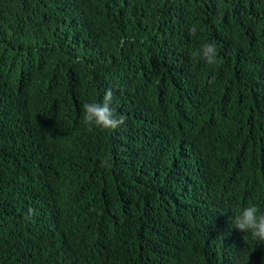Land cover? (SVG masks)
<instances>
[{
	"label": "trees",
	"instance_id": "trees-1",
	"mask_svg": "<svg viewBox=\"0 0 264 264\" xmlns=\"http://www.w3.org/2000/svg\"><path fill=\"white\" fill-rule=\"evenodd\" d=\"M253 204L264 0H0V264H264Z\"/></svg>",
	"mask_w": 264,
	"mask_h": 264
},
{
	"label": "clouds",
	"instance_id": "clouds-1",
	"mask_svg": "<svg viewBox=\"0 0 264 264\" xmlns=\"http://www.w3.org/2000/svg\"><path fill=\"white\" fill-rule=\"evenodd\" d=\"M196 27L189 28V34H195ZM203 56L208 64L217 62L215 45L205 43L201 52L196 53ZM113 100V91L107 89L103 97V102H90L82 105L83 121L91 131L93 127L99 129H116L125 123L124 118L117 117L110 107ZM232 224L237 228L239 236H253L257 241L264 242V212L253 204L243 208L238 215L233 218Z\"/></svg>",
	"mask_w": 264,
	"mask_h": 264
}]
</instances>
